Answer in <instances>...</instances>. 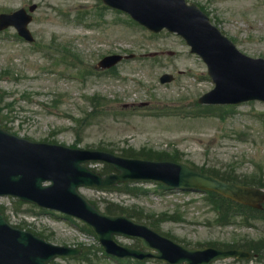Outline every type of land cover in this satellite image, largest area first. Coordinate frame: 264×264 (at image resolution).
I'll list each match as a JSON object with an SVG mask.
<instances>
[{
    "label": "rangeland",
    "instance_id": "rangeland-1",
    "mask_svg": "<svg viewBox=\"0 0 264 264\" xmlns=\"http://www.w3.org/2000/svg\"><path fill=\"white\" fill-rule=\"evenodd\" d=\"M99 0H0V11L14 10L35 3L29 30L37 42L33 47L15 35L13 28L0 31V92L7 94L4 110L7 126L12 132L32 140H55L79 147L155 148L174 151L194 159L197 165H216L236 174L253 169L250 159L264 162V103L251 101L224 111V119L216 116L184 117L182 107H192L197 98L213 87L203 62L189 52L177 36H155L125 14L104 10L105 22L100 29L87 28L76 17L94 12ZM197 2L198 0H191ZM216 24L245 53L264 57V0H203ZM94 22V20H90ZM64 44L81 58L77 68L83 74L75 76L76 67L51 65V47ZM37 47V48H36ZM171 49L174 55H161ZM108 52L134 53V59L121 62L112 73L86 72L91 63ZM157 52L155 56H149ZM172 72L171 83L160 84L163 72ZM94 96L97 100H91ZM97 102L105 114L93 115L86 125L78 126L82 117ZM177 146V147H176ZM179 157H182L181 152ZM249 157V159H248ZM188 158V157H185ZM249 160V162H248ZM152 188L149 195H128L121 204L140 205L149 212H180V221H166L160 228L177 238L205 240L211 237H264V221L248 219L250 224L232 221L238 227L212 223H196L192 217L196 207L182 205L181 198L164 197L169 191ZM90 199L98 200V192L82 188ZM159 192L155 199L152 195ZM7 204L9 219L19 222V212L41 214L36 207L17 204L14 199H1ZM15 204V205H14ZM104 205H102L103 208ZM10 210L14 212L11 218ZM39 224L26 223L50 234V241L62 244L97 245L79 221L55 219L44 214ZM23 219V217H22ZM57 220L56 223H53ZM29 220H26V222ZM61 257L50 264H121L97 253L89 263L82 258ZM147 264H161L150 261ZM215 264H262L255 260L241 263L232 260Z\"/></svg>",
    "mask_w": 264,
    "mask_h": 264
},
{
    "label": "water",
    "instance_id": "water-1",
    "mask_svg": "<svg viewBox=\"0 0 264 264\" xmlns=\"http://www.w3.org/2000/svg\"><path fill=\"white\" fill-rule=\"evenodd\" d=\"M186 12L192 14L193 9L182 5V14ZM132 14L141 22L151 25L149 12L145 10L141 13L137 4L134 5ZM171 26L177 28L172 23ZM199 28L205 30L203 25ZM225 45L232 57L240 58L228 42H225ZM246 61L251 65L250 68L236 70L230 66V70L223 71L220 75L214 67L212 75L222 77L221 85L227 86V91L238 81L255 82L254 85L246 86L239 99L264 98V61ZM100 157L104 156L92 151L30 142L0 130V194L12 193L49 208L90 214L91 216L85 218L92 223L101 241L110 248L113 245L110 234L106 235L104 232V217L88 206L75 191L77 185L96 181V176L82 168L80 162ZM111 159L113 160V157ZM121 165L126 173H131L129 163L121 161ZM45 180H50L51 184L43 186L42 182ZM121 227L122 223L118 222L117 228ZM157 247V256L169 262L182 260L184 256L188 262L196 261V257L201 253L187 251L181 245L169 241L160 242ZM68 252L70 249L51 246L31 233L9 227L0 215V264H45L51 256Z\"/></svg>",
    "mask_w": 264,
    "mask_h": 264
}]
</instances>
